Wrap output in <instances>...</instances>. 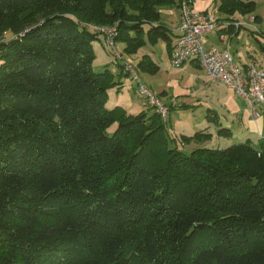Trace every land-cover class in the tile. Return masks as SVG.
Here are the masks:
<instances>
[{"label":"trees","instance_id":"1","mask_svg":"<svg viewBox=\"0 0 264 264\" xmlns=\"http://www.w3.org/2000/svg\"><path fill=\"white\" fill-rule=\"evenodd\" d=\"M179 2L0 0V264H264V140L187 153L206 128L173 138L151 107L107 109L129 75L91 66L92 43L107 46L87 25L115 27L132 62L169 46L160 8ZM137 68L158 70L147 56Z\"/></svg>","mask_w":264,"mask_h":264},{"label":"crops","instance_id":"2","mask_svg":"<svg viewBox=\"0 0 264 264\" xmlns=\"http://www.w3.org/2000/svg\"><path fill=\"white\" fill-rule=\"evenodd\" d=\"M226 1L194 0V10L208 13L212 9L211 15L218 21V28L202 39L203 47L208 49L215 46L219 49L228 50L233 56L235 63L240 67H245L249 60L253 59L264 68V36L260 35L261 32H264V0H248L255 3L254 9L250 13H241L239 11L230 13L223 9L220 10V6L227 3ZM238 1L246 2L247 0ZM179 4L160 8L161 21L172 33L169 46L159 40L154 46L147 44L140 48L136 54L129 57L137 68V63L141 58L147 56L158 68L155 75L164 72L165 80L160 83L164 84V86L156 87L155 82L150 79L155 76L151 75L153 77H149L148 73L144 74L145 81L147 80L149 84H145L146 82L144 84L152 91L158 93L164 104L171 108L170 115L176 113L179 117L184 113L182 111L190 112L194 119L193 121L196 123L198 119L195 118V113H198L197 116L204 117L206 123L209 124L205 128L211 133L212 138L199 142L200 144H197V142L183 144L191 146L187 153L199 147H207L206 144L208 142L215 137L217 138L216 130L218 127L231 131L230 138H227L230 141L235 139H238L237 141L250 140L253 144H256L258 140H264V102L259 109L260 116L257 119H253L249 114L247 103L233 89L221 83L211 82L196 60H189L180 68L170 67V53L176 41L179 27ZM255 15L260 17L259 23L254 21ZM235 22L242 24L236 27L234 25ZM173 69H180V71L172 76L170 72ZM126 81L125 78H121L120 90H117V87L112 89L116 90V92H123L126 87ZM220 86L225 89L220 90ZM132 90L135 93V88ZM115 103L121 102L118 100ZM143 104L146 105L144 101ZM134 106L137 107L136 105ZM139 109H141L140 111L143 110L142 108ZM207 110H213L217 113L218 125L207 122L205 118ZM199 127L202 130V126Z\"/></svg>","mask_w":264,"mask_h":264},{"label":"built area","instance_id":"3","mask_svg":"<svg viewBox=\"0 0 264 264\" xmlns=\"http://www.w3.org/2000/svg\"><path fill=\"white\" fill-rule=\"evenodd\" d=\"M179 27L177 38L170 53L171 68H180L189 60H196L205 75L213 83H221L235 91L249 108L252 118L260 116V106L264 102V70L251 59L242 68L238 66L228 50L215 46L205 49L202 39L218 28V21L211 14L196 11L190 0H180ZM242 23L235 22L236 27ZM93 31L103 34L104 42L115 60L119 61L124 71L136 85V93L144 103L153 108L166 122L169 119V107L154 92L140 81L136 66L126 60L116 45V28L87 25Z\"/></svg>","mask_w":264,"mask_h":264},{"label":"rangeland","instance_id":"4","mask_svg":"<svg viewBox=\"0 0 264 264\" xmlns=\"http://www.w3.org/2000/svg\"><path fill=\"white\" fill-rule=\"evenodd\" d=\"M192 7H193V3H192ZM212 12H213V10L210 9V11L208 13L212 14ZM117 48L120 51H122L121 45L117 44ZM92 50L94 52V58H93L92 63H91L93 70L95 72H101L105 67H107L110 70V72H112L114 74V76L116 77L118 67L115 63L113 55L110 53V51L107 48L104 47L103 41H102V36L100 37V40L99 39L95 40L92 43ZM178 71H180V69H173V71L170 73L172 76H174L176 73H178ZM144 73H146V72L139 70L140 81L143 84L145 82H146L145 84H149V83H147V80L145 81V74ZM155 74L148 73L147 75L149 77H153L151 75L155 76V77L150 78V79H151V81L155 82L156 87L164 86V84H160L162 81L165 80L164 72L158 73L157 75H155ZM125 80H127V81H126V87L123 90V92H116V90H113V89L108 90L107 96H106L107 99L105 102L106 108L111 109L114 105H119V106H122L124 109H126L128 111V114H130L132 116H137L142 111H147V108H149V106L144 105L143 100L137 94L133 93L132 89H134L136 86L134 81H132L129 77L125 78ZM223 89H225V88L220 86V90H223ZM154 94L156 96L160 97L158 95V93L154 92ZM118 100L121 103H115ZM160 100H161V98H160ZM161 101L163 102V100H161ZM134 105H136L137 107H135ZM139 108H142L143 110L140 111L141 109H139ZM182 112H184V113L179 117H178V114L175 113V114L170 115V112H169V119H168V123L166 125H168L170 136L173 138L176 136L179 137L180 135H186V136L193 135L195 132L201 130V128L199 126H202V129H203L209 125L204 120V117L202 118V117L197 116L198 113H195L196 114L195 118L198 119V121L196 120L197 122L195 123L193 121L194 119L192 118V115L190 112H186V111H182ZM257 118H253V119H257ZM114 128H115L114 125L111 126L107 130V132L111 133L114 130ZM237 140L238 139L230 141L224 137H217V138L215 137L213 140L208 142V144H206V146L209 148H216L217 146H221L224 148V147H227L231 144L238 143L239 141H237ZM197 144H200V143L197 142ZM181 148L185 152H188L191 149V146L182 145ZM127 264H133V263H127Z\"/></svg>","mask_w":264,"mask_h":264}]
</instances>
